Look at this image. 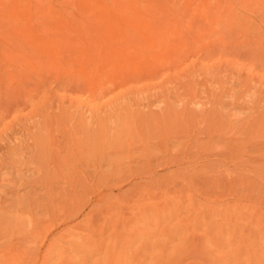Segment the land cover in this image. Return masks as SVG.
<instances>
[{
    "label": "rangeland",
    "instance_id": "rangeland-1",
    "mask_svg": "<svg viewBox=\"0 0 264 264\" xmlns=\"http://www.w3.org/2000/svg\"><path fill=\"white\" fill-rule=\"evenodd\" d=\"M0 59L59 66L65 123L106 108L124 146L0 264H264V0H0Z\"/></svg>",
    "mask_w": 264,
    "mask_h": 264
},
{
    "label": "bare ground",
    "instance_id": "bare-ground-1",
    "mask_svg": "<svg viewBox=\"0 0 264 264\" xmlns=\"http://www.w3.org/2000/svg\"><path fill=\"white\" fill-rule=\"evenodd\" d=\"M62 77L60 67L56 66L50 75L45 74L39 79L31 80L26 69L9 67L0 59V230L2 233L4 231L5 238L14 240L24 237L25 239V236L30 235L27 226L36 220L35 214L38 209L43 206L46 209L49 207L59 209L63 198L61 194L66 191H62L68 176V173H64L65 169L72 175L78 174L91 188L93 186L91 183L98 172L107 174L106 169L103 171L101 168L109 163L113 146L116 147L118 144L119 149L114 147L116 151L124 147L119 141H115L116 145L109 143L111 132L108 134L106 126H97V123H94L109 116L106 108L102 110L103 115L95 118L96 114L101 113H97V109L95 111L90 109L87 115H83L80 109H83L86 103L70 101L69 105L74 107L73 113H78L83 118H80L78 124L65 123L66 106L61 93L64 89ZM83 78L86 77L74 75L69 76L68 80L79 84L84 82L80 81ZM106 78L107 75L104 79ZM108 89L106 86H101L98 91L93 87L87 88L93 99L98 97L97 94L105 93ZM194 92L190 94L194 95ZM73 113L69 114L73 115ZM68 122L71 120L68 119ZM126 139L128 147H132L131 139ZM104 186L106 187V179ZM73 187L75 188L76 185L72 186L71 191ZM46 209L40 210L46 212ZM51 212L53 216V211ZM36 221L35 223H38ZM49 221L45 223L50 224ZM38 224L40 226V222ZM36 233L37 230L33 236ZM57 236L56 238H60L58 234ZM28 239L25 241H31L30 238ZM46 241L48 242V239Z\"/></svg>",
    "mask_w": 264,
    "mask_h": 264
}]
</instances>
